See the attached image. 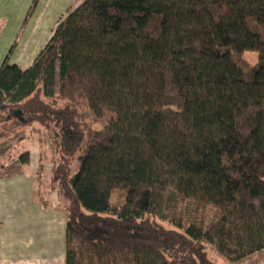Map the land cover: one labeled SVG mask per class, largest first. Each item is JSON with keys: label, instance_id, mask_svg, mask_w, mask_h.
Returning a JSON list of instances; mask_svg holds the SVG:
<instances>
[{"label": "trees", "instance_id": "obj_1", "mask_svg": "<svg viewBox=\"0 0 264 264\" xmlns=\"http://www.w3.org/2000/svg\"><path fill=\"white\" fill-rule=\"evenodd\" d=\"M13 48L0 141L38 125L53 146L64 264L264 251V0H84L29 68Z\"/></svg>", "mask_w": 264, "mask_h": 264}, {"label": "crops", "instance_id": "obj_2", "mask_svg": "<svg viewBox=\"0 0 264 264\" xmlns=\"http://www.w3.org/2000/svg\"><path fill=\"white\" fill-rule=\"evenodd\" d=\"M44 1L46 0H0V65L13 45L14 48L9 55L10 63L22 70L29 68L44 48L39 47L34 51L29 48L18 49L23 38L26 39L28 24L36 21L38 11L45 8L41 9L38 3ZM10 25H13L14 29L12 44L9 39L4 41ZM33 34L30 32L31 36ZM30 39L32 38L30 37L28 41ZM42 130L41 127L35 129V137L16 138V132L7 138L13 141L8 152H15L18 155L12 157V153H7L11 159L6 158L2 165L5 172L0 174V264H64L66 225L64 210L59 207L57 198L56 206H53L48 196L42 197L45 203L43 204L36 194L39 184L37 169L49 161L51 151L55 157L54 148ZM20 152L28 153L27 166L19 163L18 158L22 155ZM262 253L264 251L254 256ZM252 257L233 264H245L246 260ZM259 263L264 264V260Z\"/></svg>", "mask_w": 264, "mask_h": 264}, {"label": "rangeland", "instance_id": "obj_3", "mask_svg": "<svg viewBox=\"0 0 264 264\" xmlns=\"http://www.w3.org/2000/svg\"><path fill=\"white\" fill-rule=\"evenodd\" d=\"M83 1L84 0H46L44 2H39L38 6H40L41 9L43 7L45 8L43 10L38 11V16L36 12V16H37L36 21L31 22V24H28L26 30L27 35H25L26 39L23 38L22 42L18 46V49L29 48V50L32 51H34L35 49H39V47L42 49V47H44L45 44L47 43L51 31L56 27L59 21L65 18L74 9H76ZM30 32H33L34 34L31 36ZM30 37L32 39L28 41ZM5 39H4L5 42L8 39L11 44L14 42L13 25H10L8 27V30L5 35ZM23 44L25 45L23 46ZM243 57L251 65H253L256 62V55L254 53H246L244 54ZM35 129L38 130L40 129V127L37 125H33L25 129H20L17 131V134L15 136L16 138H18L19 136L21 137L26 136L27 138L35 137V132H34ZM11 145H13V141L11 142L10 139H4L0 141V174L5 172V170L3 171L2 169V165H4L6 158L9 157L7 153L9 154L12 153L13 154L12 157L14 155L15 156L18 155L15 152H8V150H10ZM23 152H20V154H22ZM54 158H55L54 154L51 151L49 161L46 164L43 163L42 166L40 165L39 168L37 169L38 171L37 173L39 174V176L37 174L39 179V184L37 186L38 189L36 193H38L40 198L48 196L51 205L56 206L55 204L56 196L54 193L50 191L49 188L50 172ZM9 159H11V157H9ZM208 256L213 264H231L228 261H226L223 257L218 255L212 248L209 247H208ZM261 260H264V253L260 254L257 257L253 255L252 259H248V261L246 260L245 264H258Z\"/></svg>", "mask_w": 264, "mask_h": 264}]
</instances>
